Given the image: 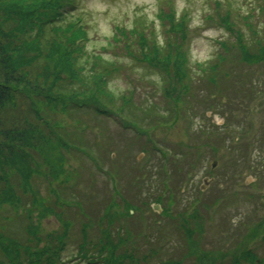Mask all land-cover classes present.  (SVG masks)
<instances>
[{"label": "rangeland", "instance_id": "374dc122", "mask_svg": "<svg viewBox=\"0 0 264 264\" xmlns=\"http://www.w3.org/2000/svg\"><path fill=\"white\" fill-rule=\"evenodd\" d=\"M255 6L254 0H78L69 8L86 19L90 59L103 56L122 68L107 83L116 96L103 99L109 115L89 107L41 110L51 123L64 124L63 140L74 138L67 148L50 149L66 175L50 178L35 155L38 173L17 186V201L0 203L4 238L34 253L63 242L60 264H102L105 233L118 254L132 256L124 264H248L243 256L250 254L264 261V61H246L235 35L218 21L231 8L242 44L254 53L264 40ZM171 7L177 16L188 13L186 40L177 41L192 79L177 83L186 89L177 88V100L158 70L113 40L116 27L139 21L164 43L159 12ZM217 63L220 89L203 71ZM30 223L39 225L37 238L27 232ZM2 256L0 263L7 261ZM28 256L24 251L25 262Z\"/></svg>", "mask_w": 264, "mask_h": 264}, {"label": "trees", "instance_id": "16d2710c", "mask_svg": "<svg viewBox=\"0 0 264 264\" xmlns=\"http://www.w3.org/2000/svg\"><path fill=\"white\" fill-rule=\"evenodd\" d=\"M77 1L0 0V203L17 201V195H13L17 186L23 189L25 183L38 173L35 155L49 168L50 178L60 179L66 175L60 160L50 154V149L57 148V145L67 148L71 145L70 141L75 142L74 138L63 140L60 128L63 126L64 129V124L51 123L52 119L43 117L41 110L59 112L67 109V112H71L74 107H89L97 114L104 115L107 111L103 99L109 100V96H116L107 92V83L110 74L119 73L122 68L117 62L106 60L103 56H96L101 57V61L93 62L90 59L85 44L89 40L86 19L72 15L73 10L69 9L77 6ZM254 1L258 14L264 19V0ZM215 4L220 7L219 1ZM161 11L159 17L164 43L159 42L154 29L139 21L130 29L116 27L113 40L124 42L125 50L133 53L131 56L134 59L150 69L158 70L166 83L165 88L174 91V100H177L178 89L186 90L184 85L178 88L180 84L177 83L191 78L189 67L185 64L186 53L177 41L178 38L186 40L188 13L177 16L173 7L167 12ZM230 11L231 8L224 11L218 21L235 35V41H239L242 57L246 61L263 62L264 40L257 41L254 53L249 51L242 44L245 42L243 34L234 28ZM215 13L220 14L218 11ZM252 16L249 13L241 17L247 19ZM209 19L213 20V17L210 15ZM224 58H221V62L225 61ZM218 67L219 63L203 70L210 72L206 78L212 86H216V81L221 78V74L216 76L214 73ZM215 88L220 89L219 85ZM70 135L67 133L66 138ZM53 139L57 142L54 143ZM243 154L246 155L245 152ZM130 209L129 206L127 211ZM104 216L113 217L109 216V211ZM65 224V228L70 226L68 222ZM37 227L39 225L33 223L28 225L27 232L33 238L38 237ZM5 236L4 232L0 233V252L8 262L4 259L0 264L60 263L55 249V252L46 249L34 253L35 249L30 251L26 247L22 248L11 238L6 240ZM84 238L86 240L87 236ZM262 240L264 242V238ZM99 243L102 248L100 254L103 250L106 252L102 264H124L123 261L131 256L129 253L118 254L114 247L108 248V239L103 238ZM62 244L60 242L57 250ZM26 250H29L27 262L22 258ZM243 257L248 264H264V261L257 263L253 254ZM176 263L179 261L168 260L162 264Z\"/></svg>", "mask_w": 264, "mask_h": 264}]
</instances>
